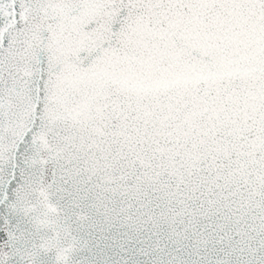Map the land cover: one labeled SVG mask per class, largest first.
Masks as SVG:
<instances>
[{
    "label": "snow or ice",
    "instance_id": "1",
    "mask_svg": "<svg viewBox=\"0 0 264 264\" xmlns=\"http://www.w3.org/2000/svg\"><path fill=\"white\" fill-rule=\"evenodd\" d=\"M0 264H264V0H0Z\"/></svg>",
    "mask_w": 264,
    "mask_h": 264
}]
</instances>
